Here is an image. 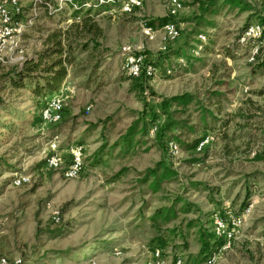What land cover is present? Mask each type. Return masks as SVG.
I'll return each mask as SVG.
<instances>
[{
  "label": "rangeland",
  "instance_id": "rangeland-1",
  "mask_svg": "<svg viewBox=\"0 0 264 264\" xmlns=\"http://www.w3.org/2000/svg\"><path fill=\"white\" fill-rule=\"evenodd\" d=\"M207 1L186 0L174 18L180 36L173 42L160 23L169 16L168 0H145L132 14L94 8L104 36L74 39L76 60L62 82L63 119L57 124L34 122L56 92L36 98L28 88L7 86L0 93L6 104L0 102V256L23 264H147L159 249L165 264L176 257L206 264L202 239L212 233V214L226 203L241 210L254 198L258 203L243 231L214 264H264V157L258 158L264 153V115L258 111L264 59L251 64L237 42L246 25L264 18V0H216L206 14ZM145 21L155 23L153 40L142 30ZM68 25L65 13L41 12L23 36L22 52L5 57L0 70L37 57L47 37ZM128 55L144 56L138 77L124 68ZM150 65H158L153 75L146 73ZM182 95L190 97L187 106L173 102L162 112V101ZM168 120L184 125L161 140L159 129ZM135 123H147V131L122 150L116 144ZM207 135L213 140L202 152L189 147ZM54 136L63 148L84 145L78 178L66 179L42 163ZM170 139L180 145L178 157L168 151ZM161 165L173 174L154 189L146 172ZM22 173L31 181L14 186ZM48 203L60 210L59 222ZM160 210L169 218L153 219Z\"/></svg>",
  "mask_w": 264,
  "mask_h": 264
},
{
  "label": "built area",
  "instance_id": "built-area-1",
  "mask_svg": "<svg viewBox=\"0 0 264 264\" xmlns=\"http://www.w3.org/2000/svg\"><path fill=\"white\" fill-rule=\"evenodd\" d=\"M145 0H29V8L24 9L23 0H0V63L5 57L23 50V36L25 32L35 24V20L41 12L55 16L65 13L67 23L80 22L81 16L87 9H94L100 6L109 5L113 10L122 13L132 14L142 9ZM186 0H168V14L176 17L185 8ZM162 32L167 41L173 42L180 36L178 24L175 21H168L162 26ZM142 30L149 40L155 39V30L146 24ZM202 42L206 41L205 34H199ZM238 44L248 51V60L251 64H257L264 57V23L257 22L247 25L239 34ZM167 47L163 46V50ZM125 51H129L124 48ZM143 55H128L125 59L127 73L130 76L138 77L143 71ZM25 61V60H24ZM157 70L153 65L148 66L147 75H153ZM66 83L62 84L57 91L40 110V117L45 124H57L62 121V110L65 102L64 92ZM91 107H87V113ZM156 130V127L153 129ZM212 135L205 136L199 143L197 150L201 151L212 142ZM264 151V138H263ZM168 151L171 156L178 157L181 153L180 145L174 141H168ZM44 166L47 170L59 171L66 179H76L85 168V147L80 143H70L67 148L60 145L58 136H54L43 151ZM252 157L256 152L252 151ZM31 181V175L19 174L12 184L16 187L27 184ZM258 199H251L241 210L234 209L230 203L212 214V223L215 236L224 241V244L215 250L206 260V264H214L219 255L230 249L232 242L243 231L248 218L252 215ZM52 212L54 222L60 221V210L48 203ZM2 226L0 224V233ZM0 264H23L22 259H12L8 256H0ZM147 264H165V259L159 249L151 252ZM171 264H185L181 257H176Z\"/></svg>",
  "mask_w": 264,
  "mask_h": 264
},
{
  "label": "trees",
  "instance_id": "trees-1",
  "mask_svg": "<svg viewBox=\"0 0 264 264\" xmlns=\"http://www.w3.org/2000/svg\"><path fill=\"white\" fill-rule=\"evenodd\" d=\"M232 1L235 2L234 0ZM207 2L209 4H207V6L203 9V12L206 14L212 12L213 8L216 5V0H208ZM107 6L108 5L100 7L106 8ZM27 8H29V5L28 7L27 5L24 7V9ZM93 10L94 9L90 8L84 11L81 16L80 22H74L68 25L66 29H56L55 31H53V33H51L45 41L46 47L37 54V57L26 58L22 65L18 68L10 69L6 72L0 70V93L5 90L7 86H11L15 90L28 88L36 98H44L59 91L63 80L69 74V67H72L74 65V61L76 60L73 47L74 39H86L87 41H89L90 39L97 40L104 36L103 28L100 27V25L92 15ZM174 18L175 17L171 16L162 18L160 20L161 26H163L168 21H174ZM260 21L264 23V18H260ZM146 24L153 28L155 23L153 21H146ZM175 55H178V53ZM158 65L162 66V63ZM158 65H153L156 70H158ZM189 100L190 97L188 95L177 96L171 100L168 99L162 101V103L160 104V108L161 110H163L162 112H165V114H167L166 112L173 102L181 104L183 107H185L187 106ZM0 102L1 105L6 108V104L3 103L1 98ZM156 117H158L157 114L155 115L153 122L156 121ZM40 121H42V119L39 114L38 117L34 118V122L39 123ZM182 124L184 125V123H182L181 121H166L159 129V139L167 141L168 134L173 130V128H180L182 127ZM227 127L228 124H226L223 129ZM146 131L147 123L144 125V127L141 128H139L137 123H135L131 125L129 129H127L125 134L122 135V137L119 139L120 141L118 142V144H116V146L118 145V147H120L122 150L129 151L136 144V134H144ZM225 133L226 132H223V134ZM170 140L176 141L175 139ZM200 142L201 139H195L189 145V147L191 146L194 149H197ZM204 148L199 152H202ZM104 151L105 148L102 147L101 151H98L94 155V158H100ZM260 157H264V153L258 155V158ZM1 163L3 162L0 161V164ZM42 163L44 164V161ZM161 166L162 167H160L159 169L160 171L148 170V172H146L149 180H151L150 184L154 189H157V187L159 186V181L165 178H169V176L173 174L164 165ZM157 218H162L164 220L168 219V212L163 210L158 211V213L153 216V219ZM223 244L224 241L217 238L213 231L211 234L207 235V238H205L204 235L202 239V257L208 258Z\"/></svg>",
  "mask_w": 264,
  "mask_h": 264
},
{
  "label": "crops",
  "instance_id": "crops-1",
  "mask_svg": "<svg viewBox=\"0 0 264 264\" xmlns=\"http://www.w3.org/2000/svg\"><path fill=\"white\" fill-rule=\"evenodd\" d=\"M255 103L259 106V102L258 101H255ZM260 104L262 105V107H261V109H260V107H259V110L258 111H260L261 113H263V115H264V104H263V102H260ZM259 112V113H260Z\"/></svg>",
  "mask_w": 264,
  "mask_h": 264
}]
</instances>
